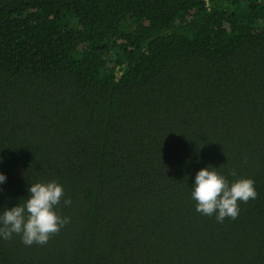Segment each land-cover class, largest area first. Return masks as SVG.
<instances>
[{
    "label": "trees",
    "instance_id": "16d2710c",
    "mask_svg": "<svg viewBox=\"0 0 264 264\" xmlns=\"http://www.w3.org/2000/svg\"><path fill=\"white\" fill-rule=\"evenodd\" d=\"M0 158V212L71 200L0 264H264V0H0ZM206 167L254 181L235 220L196 211Z\"/></svg>",
    "mask_w": 264,
    "mask_h": 264
},
{
    "label": "clouds",
    "instance_id": "9594fccd",
    "mask_svg": "<svg viewBox=\"0 0 264 264\" xmlns=\"http://www.w3.org/2000/svg\"><path fill=\"white\" fill-rule=\"evenodd\" d=\"M209 168L201 169L195 176L191 198L196 202V211L205 216L215 214L221 222L225 218L235 220L240 212L238 202L248 203L258 195L254 181L239 179L230 184L223 175ZM230 175L235 176V171ZM6 179L0 174V184ZM28 192L23 204L0 212V237L9 240L15 234L21 236L25 245H45L69 222L56 209L61 201L69 205L71 200L64 199L63 186L54 180L31 184Z\"/></svg>",
    "mask_w": 264,
    "mask_h": 264
}]
</instances>
